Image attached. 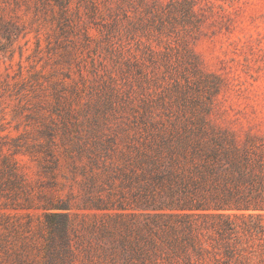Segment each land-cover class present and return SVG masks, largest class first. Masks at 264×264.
<instances>
[{
  "label": "trees",
  "instance_id": "1",
  "mask_svg": "<svg viewBox=\"0 0 264 264\" xmlns=\"http://www.w3.org/2000/svg\"><path fill=\"white\" fill-rule=\"evenodd\" d=\"M38 1L44 0L34 1L36 11ZM51 1L59 35L81 36L79 48L91 56L94 79L80 73L88 97L82 118L70 108L61 131L46 125L42 132L49 141L60 135L72 166L85 160L75 166L85 178L80 208L94 212L77 219L69 201L44 203L39 264H264V143H254L252 135L241 141L208 111L158 115L143 103L133 105L132 94H142V62L125 55L118 19L97 20L91 0L88 22L101 25L92 37L86 23L72 21L68 0ZM98 52H106L99 56L112 66L95 62L92 54ZM70 54L63 58L69 61ZM192 67L200 82L201 71ZM185 99L182 93L176 97L183 106ZM81 124L85 140L76 131ZM45 151L53 158L51 147ZM10 235L17 231H7L4 242Z\"/></svg>",
  "mask_w": 264,
  "mask_h": 264
},
{
  "label": "rangeland",
  "instance_id": "2",
  "mask_svg": "<svg viewBox=\"0 0 264 264\" xmlns=\"http://www.w3.org/2000/svg\"><path fill=\"white\" fill-rule=\"evenodd\" d=\"M34 1L0 0V242L7 231H17L0 246V264H39L37 226L47 201H69L77 219L94 212L80 208L85 178L75 166L85 160L76 159L72 166L60 135L49 141L42 132L46 125L61 131L70 108L82 118L88 97L80 73L93 81L91 56L79 48L80 35H59L50 18L49 8L57 9L51 0L38 1L40 11ZM90 1L68 0V5L72 21L79 27L86 23L88 33L97 37L101 25L88 22L86 14ZM93 1L97 20L117 18L124 28L125 55L142 62V94H132L133 105L143 103L158 115L182 108L208 111L241 141L252 135L254 143H264V0ZM66 51L69 61L63 58ZM100 54L106 52L92 54L95 62L112 66ZM192 65L201 71L200 82ZM113 75L122 80L117 71ZM179 93L186 97L184 106L176 100ZM76 131L85 140L86 125Z\"/></svg>",
  "mask_w": 264,
  "mask_h": 264
}]
</instances>
